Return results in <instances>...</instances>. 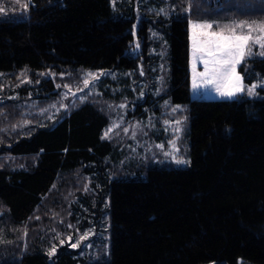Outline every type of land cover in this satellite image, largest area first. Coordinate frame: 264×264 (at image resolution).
<instances>
[{
    "label": "trees",
    "instance_id": "16d2710c",
    "mask_svg": "<svg viewBox=\"0 0 264 264\" xmlns=\"http://www.w3.org/2000/svg\"><path fill=\"white\" fill-rule=\"evenodd\" d=\"M0 7V264H264V56L236 68L253 95L192 98L189 73L190 19L261 22L264 0ZM166 96L186 103L189 164L105 137L107 101L137 121Z\"/></svg>",
    "mask_w": 264,
    "mask_h": 264
},
{
    "label": "rangeland",
    "instance_id": "374dc122",
    "mask_svg": "<svg viewBox=\"0 0 264 264\" xmlns=\"http://www.w3.org/2000/svg\"><path fill=\"white\" fill-rule=\"evenodd\" d=\"M210 23L212 21L202 19H190L189 21V73H190V96L193 97H205V98H221L228 97L222 96L220 92L216 90V84H206L200 77H197V82L200 87L193 88V67H192V40L190 37L195 31L197 34L201 31L200 28L193 29V24L201 25ZM223 27H213L207 29L209 32H219ZM226 30V29H225ZM257 33H253L255 37ZM264 51L259 45L252 46V52ZM204 71L202 63L197 61L196 72L200 73ZM237 72V70H236ZM238 73V72H237ZM239 74V73H238ZM240 75V74H239ZM242 78V76L240 75ZM87 79V77L85 78ZM84 79V80H85ZM243 81V78H242ZM264 83V80L263 82ZM227 81H225V85ZM256 85L253 94L256 93V88L260 85V82H253L246 84L243 81L244 92L247 89ZM223 87V86H222ZM89 92V91H86ZM243 92V91H242ZM240 93V92H239ZM251 94V95H253ZM235 96V95H234ZM108 110L111 113V120L108 128H112L110 134H116L126 139L125 153L131 154L136 159L144 158L152 160L151 163H157L158 165H175L184 166L189 164V139L186 133L185 125L187 123V114L185 110L186 103L171 102L169 97L166 96L163 102L158 103V109H146L144 116L138 118L137 121L126 119V113L128 109L127 101L115 102L107 101ZM116 125V127H113ZM127 129V131H125ZM178 129V130H177ZM180 161V162H178ZM200 264H214L213 260L206 261ZM237 264H259L250 263L246 260L239 259Z\"/></svg>",
    "mask_w": 264,
    "mask_h": 264
},
{
    "label": "snow or ice",
    "instance_id": "6c2138e0",
    "mask_svg": "<svg viewBox=\"0 0 264 264\" xmlns=\"http://www.w3.org/2000/svg\"><path fill=\"white\" fill-rule=\"evenodd\" d=\"M23 7L27 8V4L23 5ZM3 11L4 8L0 7V12ZM192 27L193 29H201L199 34L194 31L190 37L192 40L193 88L201 86L197 82V77H200L206 84H216V90L222 96L232 97L244 91L242 78L236 72V68L247 56L253 54V45H259L264 49V21L251 23L246 21L235 22L233 26H226V30L222 29L219 32L206 31L213 27L210 23L193 24ZM245 29H247L246 32L244 31ZM254 32L257 33L255 37L253 36ZM259 55L264 56V51H261ZM197 61L203 64V72H196ZM88 75L92 76L93 79L98 78L93 73ZM225 81H227L226 85ZM83 83L85 87H88L90 81L85 79ZM65 87L68 86L65 85ZM255 87L256 85H253L247 89L249 95L253 94ZM78 91L82 90L78 89ZM113 127H116V125H113ZM111 131L112 128H109L104 134L105 137ZM89 234L81 236L80 241L71 244V247H78L80 242L86 239ZM68 239L71 240V237ZM63 243L64 241L61 240V244ZM55 251L56 246L53 245L49 255L51 256Z\"/></svg>",
    "mask_w": 264,
    "mask_h": 264
}]
</instances>
